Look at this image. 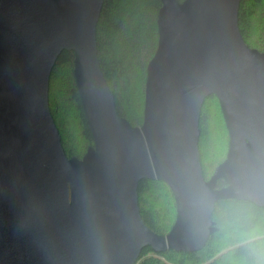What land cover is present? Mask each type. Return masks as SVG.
Listing matches in <instances>:
<instances>
[{"label":"water","instance_id":"obj_1","mask_svg":"<svg viewBox=\"0 0 264 264\" xmlns=\"http://www.w3.org/2000/svg\"><path fill=\"white\" fill-rule=\"evenodd\" d=\"M103 1L0 0V264H135L147 246L199 249L217 199L264 206V52L242 38L241 0H161L140 126L116 113L100 69ZM70 50L93 142L81 158L64 154L48 101L51 70ZM213 95L229 140L205 179L199 120ZM144 179L174 196L165 235L142 220Z\"/></svg>","mask_w":264,"mask_h":264},{"label":"trees","instance_id":"obj_2","mask_svg":"<svg viewBox=\"0 0 264 264\" xmlns=\"http://www.w3.org/2000/svg\"><path fill=\"white\" fill-rule=\"evenodd\" d=\"M161 6V0H104L95 27L97 57L116 113L133 126H140L143 120L145 68L157 46L156 19ZM239 10L238 24L246 45L264 52V0H241ZM73 61L71 50L58 56L51 70L48 101L64 154L81 158L93 142L74 83ZM57 88H63L62 95L58 93L61 101H55ZM201 110L198 150L203 177L208 179L215 165L225 159L229 137L215 95L205 99ZM63 117L73 120L70 134L63 132ZM210 119L218 133L222 126L218 136ZM221 136L224 149L218 151ZM209 156L213 161L209 159L207 166ZM224 186V180L217 179L216 187ZM137 197L144 224L159 235L167 234L176 215L168 185L162 180L144 179ZM213 209L210 220L214 231L199 249L156 252L147 246L135 264H264V206L230 196L217 199Z\"/></svg>","mask_w":264,"mask_h":264},{"label":"rangeland","instance_id":"obj_3","mask_svg":"<svg viewBox=\"0 0 264 264\" xmlns=\"http://www.w3.org/2000/svg\"><path fill=\"white\" fill-rule=\"evenodd\" d=\"M263 37H264V35H263ZM263 42V41H262ZM61 90H63V88H57V90L55 91L56 92V94H57V99H55V101H61V97L59 96V94L58 93H60V95H62V91ZM214 114V113H213ZM213 117L214 118H217V113H216V116H215V114L213 115ZM212 117V118H213ZM65 121V117H63V120H62V122H61V125H62V129H63V132H65V133H69L70 134V132H71V125H72V122H73V120L72 119H70L69 118V120H67L66 119V121ZM209 124H210V126H211V128H212V130L217 134V136L219 135V133L220 132H222V126L221 127H219V133L217 132V130H216V125L214 124V121H213V119H210V122H209ZM224 126V125H223ZM77 137V136H76ZM216 138V137H215ZM223 142H224V138L221 136L220 137V140H219V143H220V145L218 146V151H223V149H224V145H223ZM226 157V156H225ZM212 160V157L211 156H209V158L207 159V166L209 165V162H210V160ZM213 161V160H212ZM222 162V161H221ZM215 167H216V165H215ZM214 171V170H213Z\"/></svg>","mask_w":264,"mask_h":264}]
</instances>
